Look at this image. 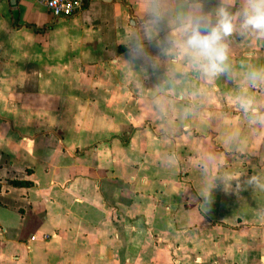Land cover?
Segmentation results:
<instances>
[{"label":"crops","instance_id":"1","mask_svg":"<svg viewBox=\"0 0 264 264\" xmlns=\"http://www.w3.org/2000/svg\"><path fill=\"white\" fill-rule=\"evenodd\" d=\"M220 3L0 0V264H264V35L216 77L166 43Z\"/></svg>","mask_w":264,"mask_h":264},{"label":"clouds","instance_id":"2","mask_svg":"<svg viewBox=\"0 0 264 264\" xmlns=\"http://www.w3.org/2000/svg\"><path fill=\"white\" fill-rule=\"evenodd\" d=\"M162 15L163 9L159 3H153L148 8V19L144 23L145 34L149 31L150 23L159 22ZM233 32L240 36L250 32L264 35V0H244L239 10L238 25L235 23L234 14L222 3L216 6L211 15L203 11L190 12L179 40L175 35L169 34L166 43H179L196 70L205 77H216L220 74H231L225 38ZM128 55L133 59L151 60L140 39L135 36L128 46ZM246 76L248 82L255 85L264 80V68L249 67ZM202 205H208L207 198L202 201Z\"/></svg>","mask_w":264,"mask_h":264},{"label":"built area","instance_id":"3","mask_svg":"<svg viewBox=\"0 0 264 264\" xmlns=\"http://www.w3.org/2000/svg\"><path fill=\"white\" fill-rule=\"evenodd\" d=\"M54 16H71L78 13L86 0H37Z\"/></svg>","mask_w":264,"mask_h":264}]
</instances>
